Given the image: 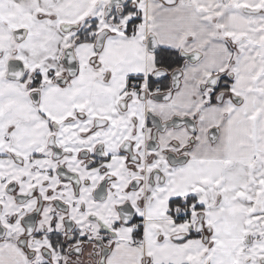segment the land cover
Segmentation results:
<instances>
[{"label": "snow or ice", "instance_id": "obj_1", "mask_svg": "<svg viewBox=\"0 0 264 264\" xmlns=\"http://www.w3.org/2000/svg\"><path fill=\"white\" fill-rule=\"evenodd\" d=\"M0 264H264V0H0Z\"/></svg>", "mask_w": 264, "mask_h": 264}]
</instances>
